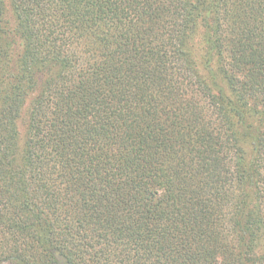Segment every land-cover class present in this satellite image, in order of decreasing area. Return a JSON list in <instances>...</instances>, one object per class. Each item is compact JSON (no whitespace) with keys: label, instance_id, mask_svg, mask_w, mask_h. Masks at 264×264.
Here are the masks:
<instances>
[{"label":"trees","instance_id":"16d2710c","mask_svg":"<svg viewBox=\"0 0 264 264\" xmlns=\"http://www.w3.org/2000/svg\"><path fill=\"white\" fill-rule=\"evenodd\" d=\"M0 264H264V0H0Z\"/></svg>","mask_w":264,"mask_h":264}]
</instances>
